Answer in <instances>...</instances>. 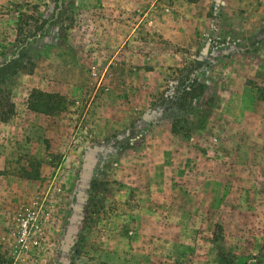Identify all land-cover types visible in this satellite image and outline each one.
Listing matches in <instances>:
<instances>
[{
	"label": "rangeland",
	"instance_id": "obj_1",
	"mask_svg": "<svg viewBox=\"0 0 264 264\" xmlns=\"http://www.w3.org/2000/svg\"><path fill=\"white\" fill-rule=\"evenodd\" d=\"M9 101L0 264H264V0H0Z\"/></svg>",
	"mask_w": 264,
	"mask_h": 264
},
{
	"label": "trees",
	"instance_id": "obj_2",
	"mask_svg": "<svg viewBox=\"0 0 264 264\" xmlns=\"http://www.w3.org/2000/svg\"><path fill=\"white\" fill-rule=\"evenodd\" d=\"M29 9L34 10L30 14L20 12L17 23H16V31L20 35L24 32V28L26 26L30 27L32 23H38L41 21V17L43 16V12L38 9L37 6H28ZM27 34V38H29ZM2 107L0 106V121L7 122L13 115L14 109L13 104L9 101L7 104L6 110H1Z\"/></svg>",
	"mask_w": 264,
	"mask_h": 264
}]
</instances>
